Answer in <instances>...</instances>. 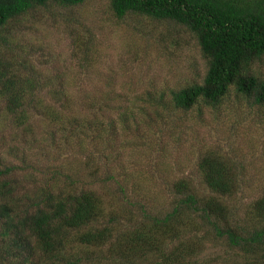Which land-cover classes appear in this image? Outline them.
I'll use <instances>...</instances> for the list:
<instances>
[{"label":"trees","instance_id":"1","mask_svg":"<svg viewBox=\"0 0 264 264\" xmlns=\"http://www.w3.org/2000/svg\"><path fill=\"white\" fill-rule=\"evenodd\" d=\"M83 2L0 0V41L8 46L6 26L35 8ZM110 6L120 19L136 14L184 27L206 60L204 76L133 108L111 92L104 101L71 100L64 72L44 76L21 57L1 58L0 86L16 124L26 127L38 116L54 125L73 147L66 155L75 167L63 173L62 184L51 178L26 199L3 180L8 170H0V264H264V188L239 216L231 198L245 183L233 159L206 150L196 166L204 191L188 177L169 180L163 211L139 193L123 166L131 163L124 160L127 149L160 150L152 125L141 127L145 118L163 134L170 129L166 112L215 109L231 93L264 105V79L253 71L264 57V0H110ZM89 65L84 56L75 86Z\"/></svg>","mask_w":264,"mask_h":264},{"label":"rangeland","instance_id":"2","mask_svg":"<svg viewBox=\"0 0 264 264\" xmlns=\"http://www.w3.org/2000/svg\"><path fill=\"white\" fill-rule=\"evenodd\" d=\"M4 36L8 46L0 41V59L17 62L21 57L44 76L64 72L65 84L72 90L68 98L75 101H104L110 96L126 106L133 103L134 108L148 95L163 93L167 98L171 90L200 81L206 70V60L184 27L136 14L117 18L110 0H84L71 7L50 3L35 8L10 22ZM84 56L90 65L75 86L72 76L80 70ZM253 66L264 79V57ZM17 68L24 73L23 67ZM106 92L111 93L108 96ZM44 98L50 102L49 95ZM6 100L0 86V170H8L3 180L17 196L26 199L24 194L32 196L35 192L37 196L51 178L58 176L62 184L63 173L75 167L74 160L66 155L73 147L65 146L56 127L41 117L34 116L26 127L16 124ZM252 102L231 93L215 109L166 112L170 129L163 134L158 132L159 125L145 118L141 127L152 125L150 131L162 143L159 151L152 145L151 154L149 150H126L124 160L131 163L123 166L130 181L160 211L166 210L169 180L188 177L204 191L196 166L206 150H214L242 167L240 178L245 184L231 198L242 216L264 188V105ZM81 114L89 118L92 113ZM127 139L133 145L147 146L133 136ZM129 154L134 155L129 158Z\"/></svg>","mask_w":264,"mask_h":264}]
</instances>
